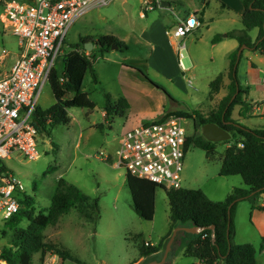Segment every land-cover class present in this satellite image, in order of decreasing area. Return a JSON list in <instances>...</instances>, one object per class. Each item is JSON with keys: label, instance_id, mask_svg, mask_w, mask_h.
<instances>
[{"label": "rangeland", "instance_id": "374dc122", "mask_svg": "<svg viewBox=\"0 0 264 264\" xmlns=\"http://www.w3.org/2000/svg\"><path fill=\"white\" fill-rule=\"evenodd\" d=\"M192 2L193 0H178V15H184ZM143 4V0H112L105 6H93L69 28L64 40V52L71 50L78 43L79 38L85 35L97 37L99 34H115L124 39L128 36V51L123 53L114 50L109 56L115 60L127 56L128 59L122 61L132 68L131 77L141 75L153 86L161 88L167 95L166 109L173 105L176 110L192 112V117H186L183 125L188 134H201L202 125L198 124L196 116L207 115L211 110L216 109L219 102L215 97L208 98L209 86L206 78L217 69H222L225 63L223 46H212L211 39L216 34L223 36L225 32L241 30L243 25L235 13L221 8L219 2L212 0L207 7L212 22L210 23V20L204 16L206 25L199 26L185 39L187 47L182 61L190 69L187 73L193 83L189 86L186 80L180 77L178 83L175 82L176 88H171L163 79L157 78L152 71L146 69L144 61L150 48L135 39V36L149 27L153 16L152 11L145 10ZM140 11L146 14V17H140ZM176 20V15L171 17V24L174 25ZM173 28L174 26L170 29ZM248 33L255 37L257 30H249ZM189 37H193L194 41L188 43ZM17 41L18 38L11 34L9 29L0 32V56L3 49L8 51L7 55L0 58V72L7 71L14 56L18 54ZM110 48L112 49V45ZM63 57L64 55H60L55 62L58 74L63 70ZM245 57H250L258 67L255 72L247 75L242 72ZM94 60L98 81L94 84L88 72L83 83V90L88 91L90 98L96 103L94 109L90 111L80 107L69 108V124H59L39 133L37 135L39 156L36 159L30 160L15 152L11 158L3 160L6 168L21 180L24 192L35 199V212L47 211L59 177L73 183L83 193L98 200L99 217L94 224L85 220L78 210L72 207L59 218L56 225H49L43 230L44 240L68 250L72 259L62 260L58 255L48 251L43 255L33 254L32 262L33 264H132L140 257L138 246L145 242L153 246L163 244L154 259L159 260L166 250L164 264H190L196 258L185 254L178 235L168 249V240L165 242L163 239L170 227L169 204L164 189L157 187L155 191L153 219L143 220L132 206L131 194L126 184V171L111 164L117 149V141L124 130V118L113 116L109 124L104 123L101 110L104 93L109 92L113 96L117 93L115 82L117 68L112 63L104 65V61L98 55L94 56ZM239 64L241 80L246 76L245 78L251 82L250 87L254 90L259 88L264 75V52L259 49H244ZM223 88L227 92L226 86ZM261 93L262 91L254 93V97L261 96ZM158 97L157 93L147 96L145 99L147 105L151 103L155 105ZM53 102L54 97L47 82L41 89L37 106L46 109ZM235 114L233 111L232 115ZM196 122L197 127H195ZM93 123H102V127L92 126ZM226 145H229L226 140L218 141L213 157H208L204 150L190 145L184 153L181 187L200 189L211 201L224 200L230 185H238L242 180L240 175L219 174ZM99 150L105 152L107 156L105 161L95 157ZM249 206V200L238 201L235 207L237 218L234 217V225L238 231L241 228L243 234L250 237L248 243L256 247V264H264V251L260 248L261 238L254 234L251 236L247 230ZM27 223L28 221L23 219L19 225L25 227ZM7 224L8 221L0 217V249L9 245L11 233Z\"/></svg>", "mask_w": 264, "mask_h": 264}, {"label": "trees", "instance_id": "16d2710c", "mask_svg": "<svg viewBox=\"0 0 264 264\" xmlns=\"http://www.w3.org/2000/svg\"><path fill=\"white\" fill-rule=\"evenodd\" d=\"M30 1V0H29ZM156 6L155 0H152ZM244 11L241 17L243 29L227 32L228 37L238 41V48L230 54L229 59V84L227 93L222 97L216 109L207 115H197L199 125L214 122L230 133L229 145L225 148L219 174L222 176L240 175L245 188L234 187L222 201H211L200 189L192 188H163L154 182L126 173V184L129 188L132 206L136 214L143 220H152L154 216L155 191L157 187L164 189L169 204L170 227L163 237L166 242L173 229L177 225H195L202 227L197 234L184 233V252L186 255L197 259L190 264H256L257 249L252 243L234 242V214L238 201L249 200L253 207L264 211V207L257 204L261 193H264V126L249 128L232 118L235 106H240L239 117H245L249 105L242 100L245 90L238 80V64L242 57V51L238 55V49L244 46L248 49H259L264 52V0H242ZM257 28L258 34L252 40L247 31ZM0 32H3L0 23ZM221 35L214 38L218 40ZM93 38L80 37L78 43L66 52L63 57L62 75L59 76L56 68H53L48 80L54 102L42 109L36 107L33 122L37 132L46 131L56 125L70 123L68 109L72 107L93 110L96 103L90 98L89 93L83 90L86 73H90L92 80L97 82L93 69L92 58L85 53L83 47L86 40ZM100 51L109 50L115 45L119 50H125L127 45L111 34H101L93 40ZM223 83V74H218L209 83L210 99L217 94ZM234 96V97H233ZM129 107L125 97L120 96L112 101L108 93H104V123H110L113 116H124ZM164 115H177L184 118L192 117V112L179 110H167ZM197 122L195 123L197 127ZM95 127H102V123ZM207 140L202 133L189 134L185 139V151L190 145L204 150L208 157H213L216 144ZM241 143L242 146H238ZM21 206L19 211L10 218L7 228L10 230L8 246L0 249L1 257L7 264H33L32 257L35 253L51 252L60 259H72L68 250L44 240L43 230L49 225H56L59 218L72 207L91 224L99 217L98 200L83 193L73 183L59 177L56 181L55 191L51 198V204L46 212H35V199L33 196L23 194L19 197ZM28 221L25 227L20 222ZM213 226V229L210 227ZM165 245V244H164ZM163 244L153 246L150 243H141L138 246L140 257L150 256L156 258V254ZM260 248L264 251V236L261 237ZM131 264V263H130Z\"/></svg>", "mask_w": 264, "mask_h": 264}, {"label": "built area", "instance_id": "2783aa9c", "mask_svg": "<svg viewBox=\"0 0 264 264\" xmlns=\"http://www.w3.org/2000/svg\"><path fill=\"white\" fill-rule=\"evenodd\" d=\"M112 0H0L2 30L9 29L18 38V54L7 71L0 72V217L10 218L21 206L24 185L3 163L18 152L27 159L39 156L34 111L41 89L48 82L55 62L64 55V40L71 25L90 8L108 5ZM149 7L148 0H143ZM200 25L197 16L189 15L170 31L179 40L177 57L180 72L183 64L184 37ZM8 54L2 50L1 58ZM190 83V81H189ZM264 85V78L262 79ZM184 117L164 115L127 129L111 161L126 173L147 179L163 188L181 187L180 178L189 135ZM238 146H242L241 143ZM106 160L103 150L95 155ZM28 195V194H26ZM257 204L264 207V193ZM147 244V243H146ZM0 264H7L1 257Z\"/></svg>", "mask_w": 264, "mask_h": 264}, {"label": "crops", "instance_id": "0c3cea01", "mask_svg": "<svg viewBox=\"0 0 264 264\" xmlns=\"http://www.w3.org/2000/svg\"><path fill=\"white\" fill-rule=\"evenodd\" d=\"M211 1L212 0H193L189 9L182 16L178 15V12H179V10L177 9L178 0H155L156 6L152 5L153 4L152 0H148L149 2L148 6L151 8L145 7L143 4V7L145 8V10L152 11L153 16H152V20L149 23V27L146 30L141 31L138 36H135V39L138 43H143L144 45L150 48L149 53L147 54V57L144 61L146 69L147 70L149 69L150 71H152L157 76V78L163 79V81L166 82V84L170 86L171 88H174V87L176 88L175 82L178 83V81L180 80V77L186 80L189 86H191L193 82H192V78L189 77V74L187 73L190 70L189 68H187L184 65L186 70L180 72L179 65H178V57H177V44L179 40H177L171 35L170 31L172 29L170 28L172 26H175L179 22V20L191 14L197 16L199 23H200L199 26L206 25L207 21L205 22L203 18L204 16H206L207 20H210V23H211L212 19L211 17L208 16V13H207V7L209 6V3ZM213 1L219 2L221 8H224L231 13H235V15H237L241 21V17L244 11L242 0H213ZM139 14H140V17H146V14H144L141 11L139 12ZM174 15L177 16V20L175 21L173 25L171 24L172 23L171 17L173 18ZM253 29H256L257 34H258V29L257 28H253ZM226 34L227 32H225L223 36H221L218 40L214 41V38L215 36H217V34L214 35L211 39L212 46L214 47L218 45L223 46L224 51L222 54L224 55L223 57L225 61L224 67H222V69H217L216 71L212 73V75H208L206 78V83L209 86V83L211 80H213L218 74L220 73L223 74L222 87L220 91L213 96L219 100L226 95L227 92L224 91L223 87L226 86L227 88L230 82L229 77H228L230 54L238 48V41L235 38L228 37ZM247 34L252 40H254L257 36V34L255 35V37L250 36L248 31H247ZM111 35H114L119 40L124 41L127 45V48L125 50H119L116 47L112 49L110 48L109 50H106V51H100L99 46L93 41V40H96L98 36L91 37L89 35H85L84 37H90V38H93V40L91 39L86 40V42L87 41L92 42L91 50L87 51L85 48L84 49H85V53L92 58L91 60L93 63V69H94V64L96 62L94 60L95 55H98V57L104 61L103 62L104 65H106L107 63H112L117 68L116 75H115L117 93L115 96L111 95V93L109 92L107 93L111 96L112 101H116L120 96H123L126 98L129 104V107L125 115L122 116L124 118V125H123L124 130L122 131L117 141V147H118L121 136L127 129H130L134 127L135 125H138L141 122L153 120L161 116L165 111L169 109L171 110H176V109L174 108L173 105H171L169 109H166L167 95L163 93V90L161 88L153 86L152 84L148 82V80L144 79V77H141V75H136L134 77H131L130 71H132V68L126 66V64L123 63L122 61V60H127L128 59L127 56H125L122 59L120 58L119 60L112 59L109 56L111 55V53L114 52V50L126 53L128 51V44H129L128 36L125 37L127 39L126 40L123 37L117 36L115 34H111ZM186 37H184L182 40L185 44V49L187 47V43L185 40ZM187 41L188 43H191L192 41H194V38L189 37ZM244 49H248V48L244 47L242 49V53ZM16 56L17 54L14 56V60L16 59ZM193 59L194 58L192 57V60ZM193 64L195 65L194 62ZM257 69L258 67L254 64V62L250 59V57H245L244 63L242 66L243 74L247 75L249 73H253ZM239 71L240 70H238V80H239V83L242 89L245 90V93L242 95V100L249 105L248 107L249 109L245 113V117H239L240 106L239 105L235 106L233 111L236 114L235 116L232 115V118L239 119V122L241 124L249 128L263 127L264 126V86H262L261 84V86L259 85L260 86L259 88H256L254 90L253 87H250L251 82L245 78L246 76L244 77V80H241ZM94 72L95 74L97 73L96 68L94 69ZM96 77H97V74H96ZM263 78H264V75H263ZM97 81H98V78H97ZM93 83L95 84L96 82L93 81ZM261 91H262L261 96L254 97V93H259ZM156 93L159 96L158 101H156V104L153 105L151 103V105H147L146 100H145L147 96H151ZM101 116L102 118H104L103 108L101 110ZM96 124L97 123H93L92 126H96ZM234 187L245 188L246 186L243 180H241V182H238V185H230L229 187L230 189H228L229 190L228 193ZM247 211H248L247 213H248V218H249V223L247 225L248 232H250L251 236H253L254 234L256 235V237L261 238L262 236H264V211L253 207L251 203H250V206L247 208ZM234 215H235L234 217L237 218V212H235ZM177 226H187V225H177ZM184 233H185L184 231L177 232L178 239H180L181 245L183 247H184V241H185ZM243 233L244 232L241 230V228L238 231V229L235 226V233H234L235 243L240 244V243L249 242L248 240L250 237H246ZM140 259L141 257H139L136 261ZM196 261L197 259L194 262Z\"/></svg>", "mask_w": 264, "mask_h": 264}, {"label": "water", "instance_id": "95a60500", "mask_svg": "<svg viewBox=\"0 0 264 264\" xmlns=\"http://www.w3.org/2000/svg\"><path fill=\"white\" fill-rule=\"evenodd\" d=\"M84 48L87 51H90L92 48V42H90V41L85 42ZM112 48H116V46L113 45ZM243 48H244V46H241L238 49V53H237L238 55L240 54V52L242 51ZM58 75L61 76L62 73H60ZM202 135L207 140L212 141V142L228 140L231 137L230 133L226 129H224L222 126H220L214 122H208L202 126ZM210 229H213V226H211ZM201 230H203L202 227H197L195 225L188 226V227L187 226H176L173 229L170 238L168 239L167 249L170 247V244L173 241V239L175 238V236L177 235L178 231H184V232L191 233V234H197ZM165 258H166V250L164 251L163 256L159 260L150 259V256H147V257H141L140 260L135 261L132 264H164ZM144 261H146V262H144Z\"/></svg>", "mask_w": 264, "mask_h": 264}]
</instances>
